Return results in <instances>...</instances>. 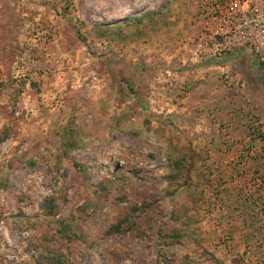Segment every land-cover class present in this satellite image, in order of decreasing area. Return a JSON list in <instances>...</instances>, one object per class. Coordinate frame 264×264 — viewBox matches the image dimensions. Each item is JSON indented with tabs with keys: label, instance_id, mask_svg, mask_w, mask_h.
Here are the masks:
<instances>
[{
	"label": "rangeland",
	"instance_id": "obj_1",
	"mask_svg": "<svg viewBox=\"0 0 264 264\" xmlns=\"http://www.w3.org/2000/svg\"><path fill=\"white\" fill-rule=\"evenodd\" d=\"M215 2L0 0V264H264V87Z\"/></svg>",
	"mask_w": 264,
	"mask_h": 264
},
{
	"label": "built area",
	"instance_id": "obj_2",
	"mask_svg": "<svg viewBox=\"0 0 264 264\" xmlns=\"http://www.w3.org/2000/svg\"><path fill=\"white\" fill-rule=\"evenodd\" d=\"M211 39L223 56L234 49L249 52L264 87V0H216Z\"/></svg>",
	"mask_w": 264,
	"mask_h": 264
},
{
	"label": "trees",
	"instance_id": "obj_3",
	"mask_svg": "<svg viewBox=\"0 0 264 264\" xmlns=\"http://www.w3.org/2000/svg\"><path fill=\"white\" fill-rule=\"evenodd\" d=\"M137 22H140V19H134ZM9 137V133L7 132V130H3L0 133V143L4 142L5 140H7ZM173 163V168L180 170L181 166H182V159H175L172 161ZM29 164V163H28ZM31 165V164H29ZM75 167H78L79 169H81L82 171L84 170V167L80 164H74ZM169 180H173L176 179L177 176L174 173V171H170L169 176L167 177ZM66 192V187H62L61 191L59 193V196H55L54 194L46 197L45 199H43L39 204H38V209L45 215V216H54L57 214V210H58V206L56 204V200L57 198H64ZM150 206L147 203H143L141 206H133L131 208H128L125 210V213L123 214L122 217L118 218L115 223H113L112 225H110V227L107 229V231L105 232V236L107 237H112V236H117L120 235L122 233L125 232H140L141 229L139 227H137L136 225V219L138 218L139 214L141 213L142 210L144 209H148ZM22 214V212H19V214H17V217H20ZM25 225H27V222H24ZM34 224V223H32ZM176 234V233H175ZM40 241L41 243H43L44 241H47L46 237L47 235L45 234H40ZM177 236L176 235H172L170 237V239H175ZM163 245V244H162ZM162 247V246H161ZM162 257V254L160 255V258ZM36 264H63V262L57 258L54 257L53 255L47 254V255H42V252L39 253V256L36 258L35 260ZM237 261L234 260L233 264H236Z\"/></svg>",
	"mask_w": 264,
	"mask_h": 264
}]
</instances>
